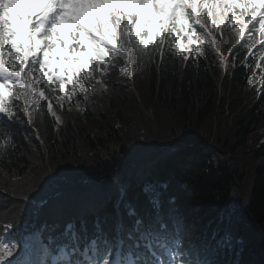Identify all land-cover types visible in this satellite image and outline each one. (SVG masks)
Returning <instances> with one entry per match:
<instances>
[{
    "label": "trees",
    "instance_id": "16d2710c",
    "mask_svg": "<svg viewBox=\"0 0 264 264\" xmlns=\"http://www.w3.org/2000/svg\"><path fill=\"white\" fill-rule=\"evenodd\" d=\"M178 61L172 55L163 62L144 60L131 83L116 77L105 82L102 96L89 100L91 105L71 101L61 106L48 94L55 116L46 102L29 112L28 123L21 109L12 108L14 120L3 127L12 145L0 148V189L6 194L0 193V233L3 224L17 226L34 208L10 196L40 202L51 189L85 179L81 190L97 189L100 179L121 184L129 161L144 160L189 137L198 144L161 158L153 170L149 187L159 213L195 238L207 239L216 221L230 240L231 254L224 253L223 262L264 264V140L259 141L264 63L253 75L252 59L234 49L219 90L215 78L221 67L212 50L200 59ZM126 198L137 211L148 208L140 187L128 190ZM66 205L57 210L82 213V207ZM227 208L232 211L224 227ZM105 209L102 223L111 228L114 212L110 205Z\"/></svg>",
    "mask_w": 264,
    "mask_h": 264
},
{
    "label": "snow or ice",
    "instance_id": "6c2138e0",
    "mask_svg": "<svg viewBox=\"0 0 264 264\" xmlns=\"http://www.w3.org/2000/svg\"><path fill=\"white\" fill-rule=\"evenodd\" d=\"M228 13L232 14L231 24L237 25L234 29L237 43L246 33L249 41L256 32L264 36V0H0V113L11 120L16 114L9 98L24 95L31 102L36 92L34 84L39 89L38 95L45 97V87L51 90L56 84L59 92H65V77L73 85L79 83L85 88L82 81L91 84L99 71L101 79L96 82L103 87V74L108 71L106 59L119 63L126 56L129 64L135 60L139 67L145 58L152 61L154 52H159L163 62L165 48L174 46L173 36L177 42L181 35L187 37L189 44L194 37L200 43L206 42L198 34L197 25L211 38L207 42L214 45L216 36L211 25L220 31ZM145 36L147 39L142 38ZM150 43L155 47L149 48ZM259 43L260 39H256L251 47ZM57 45L68 49L75 59L60 54L57 60L63 63L54 65L50 52ZM177 46L184 51V45ZM196 51H201L199 45ZM184 59L189 57L186 55ZM123 70L131 71L127 67ZM52 109L49 103L48 111L55 116ZM56 122H61L59 116ZM0 136L9 137L0 139V148L12 145L11 133L2 126ZM135 225L140 233L137 241L152 234L150 223L142 224L136 219ZM161 227L156 225L155 229ZM79 239L74 231L68 233L60 247L64 264H113L108 255V241L100 244L92 240L80 252L76 247ZM140 247L139 243L131 245L130 255L136 259H128L126 264H196L187 258L182 235L174 238L168 259L157 255L142 261ZM66 249L70 251L65 252ZM143 249L151 255L152 246L144 244ZM14 250L15 244L0 240V264ZM73 253H79L83 260H69Z\"/></svg>",
    "mask_w": 264,
    "mask_h": 264
},
{
    "label": "rangeland",
    "instance_id": "374dc122",
    "mask_svg": "<svg viewBox=\"0 0 264 264\" xmlns=\"http://www.w3.org/2000/svg\"><path fill=\"white\" fill-rule=\"evenodd\" d=\"M234 34L236 35L235 31H234ZM235 39H236V37H235ZM216 81L219 82L218 79H216ZM132 136H133V135H132ZM145 137H146V138H149L147 135H146ZM132 141H133V143H134V140H133V139H132Z\"/></svg>",
    "mask_w": 264,
    "mask_h": 264
},
{
    "label": "bare ground",
    "instance_id": "6f19581e",
    "mask_svg": "<svg viewBox=\"0 0 264 264\" xmlns=\"http://www.w3.org/2000/svg\"><path fill=\"white\" fill-rule=\"evenodd\" d=\"M84 102L90 103L89 100H86V101H84ZM90 105H91V103H90ZM197 150H198V149H197ZM162 161H164V160H162Z\"/></svg>",
    "mask_w": 264,
    "mask_h": 264
}]
</instances>
